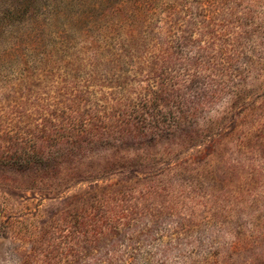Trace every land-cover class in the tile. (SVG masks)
<instances>
[{
  "label": "rangeland",
  "instance_id": "rangeland-1",
  "mask_svg": "<svg viewBox=\"0 0 264 264\" xmlns=\"http://www.w3.org/2000/svg\"><path fill=\"white\" fill-rule=\"evenodd\" d=\"M174 1L0 0V264L43 243L58 264H264V0ZM102 200L97 233L63 242Z\"/></svg>",
  "mask_w": 264,
  "mask_h": 264
},
{
  "label": "trees",
  "instance_id": "trees-1",
  "mask_svg": "<svg viewBox=\"0 0 264 264\" xmlns=\"http://www.w3.org/2000/svg\"><path fill=\"white\" fill-rule=\"evenodd\" d=\"M173 4H177L173 0ZM174 11H177L178 4L172 7ZM214 14L212 18L209 20L211 23H214ZM135 31L138 28L137 25L134 26ZM167 58H164L162 55L158 57L155 66L151 69L152 76L156 80V93L155 100L158 103H162L163 105H167L172 100L176 99L178 96V90L175 89L176 84L178 82H173V87H170L169 79L166 77L164 73V65L167 63ZM122 129L121 133H130L134 138L138 140L141 139L142 130L134 125H131L129 122L122 123L119 127ZM93 132L87 131L81 134L69 133L65 135L56 134L57 143L59 148L57 149L56 155H70L77 154L81 151H85L87 149H91L95 147L98 143L101 142V135L92 134ZM38 147L35 149L33 153L28 156L23 157V164L27 162H31L33 159L43 161L46 154V143L47 138H40L38 141ZM24 156V155H23ZM107 202L106 200L99 201L92 205L90 208H85L83 211L77 216L74 221L70 223L67 222L68 231L62 235L63 242L67 241L72 246L80 236L88 238L90 234L97 233V230L106 220V212L107 204H103ZM64 232V230H61ZM59 244H53L52 248L49 246L41 244L39 247L33 252L29 253L25 256L22 264H58L57 256L60 250ZM69 254L71 255L73 249L69 246L67 249Z\"/></svg>",
  "mask_w": 264,
  "mask_h": 264
}]
</instances>
